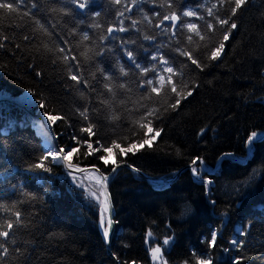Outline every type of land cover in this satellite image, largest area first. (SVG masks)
Instances as JSON below:
<instances>
[{
	"label": "trees",
	"instance_id": "trees-1",
	"mask_svg": "<svg viewBox=\"0 0 264 264\" xmlns=\"http://www.w3.org/2000/svg\"><path fill=\"white\" fill-rule=\"evenodd\" d=\"M31 2L25 0L16 13L6 15L0 10V35L7 37L0 40L2 95L15 97L27 92L35 104L33 109L29 106L31 110L44 112L40 107L43 100L48 111L66 117L51 126L65 152L69 145L77 147L72 135L87 139L80 133L89 122L79 115L84 108L89 109V119L95 126L96 135L91 140L94 147L97 139L108 145L116 140L122 147L143 139L142 130L133 122L151 107L158 108L160 116L153 120V127L163 131L150 148L145 146L135 155L121 157L117 151L119 165H131L141 174L120 166L107 181L115 223L109 253L100 226L105 200L100 195L101 186L82 182L88 187L86 192L76 186L82 175L74 174V181L61 162L51 159L46 161L50 172L30 170L28 166L48 150L42 132L34 129L36 123L29 110L0 101V206L8 209L0 207V225L5 220L14 221V211L21 212L23 222L14 228L12 238L16 243L8 244L9 254L0 259V264H153L150 247L159 244L164 249L166 236L174 237L163 251L167 264H184L186 260L195 264L194 250L211 255L213 264H233L234 258H239V264H264V136L251 148L247 145L252 132L258 137L264 133V0H249L237 11L233 19L238 27L217 61H210L208 56L227 28L216 26L215 32L207 31V22L212 19L207 16V8L217 0H174L172 9L160 7L161 0H121L119 4L92 0L85 9H77L71 0H38L39 9L31 10L35 15L25 16ZM231 6L218 5L214 11L226 18L231 15ZM182 10H198L203 17L183 19L197 24L206 37L204 41L187 29L171 37L170 32L154 27L162 19L154 13ZM95 12L100 15L94 16ZM117 12L124 16L118 17ZM145 15L151 24L143 19ZM120 20L128 30L116 31L104 41L103 57L85 59L81 55L85 45L92 49L89 56H93L99 49L100 36L107 34L110 25L119 27ZM132 20L139 22L136 27ZM94 23L102 27H89ZM84 31L90 40L81 43ZM145 34L155 39L144 40ZM188 35L194 37L191 44ZM58 47L65 52H59ZM124 47L133 50L137 61L146 67L155 63L153 54L162 52L180 73L174 78L179 89L186 91L185 84L194 85L193 95L182 100L175 111L168 107L175 99L169 89L160 97L153 94L151 99L145 98L149 93L139 88V70L128 61ZM177 48L193 51L205 65L203 71ZM65 55L69 57L67 62L63 60ZM72 56L79 60V75L87 80L88 87L68 79V68L72 66L75 71ZM121 65L128 76L120 75ZM101 69L112 72L115 78L104 81ZM154 76L151 71L147 74L148 78ZM120 82L127 87L120 89ZM105 83L113 85L115 96L105 89ZM201 129H205L203 134ZM88 151L81 144L71 163L95 165L104 174L113 169L111 163L105 166L98 158L105 155L102 150L93 155H87ZM225 153H231V158L216 163ZM196 157L215 169L211 173L201 171L210 185L194 180L191 167L173 182L164 181ZM104 220L107 226L108 213ZM238 229H246V235H239ZM212 230L218 232L217 247L209 249L201 241L210 239ZM233 238L243 240V246L232 245ZM17 246L22 255L13 251Z\"/></svg>",
	"mask_w": 264,
	"mask_h": 264
},
{
	"label": "snow or ice",
	"instance_id": "snow-or-ice-1",
	"mask_svg": "<svg viewBox=\"0 0 264 264\" xmlns=\"http://www.w3.org/2000/svg\"><path fill=\"white\" fill-rule=\"evenodd\" d=\"M114 4H119L121 0H112ZM249 2V0H217V3H213L211 7L207 8V16L211 17L212 19L207 22V31L209 33L215 32L216 26H220L221 28H224L227 26V28L223 32L222 39L218 42V44L214 45L211 50L210 54L208 56V59L210 61H217L221 58V55L225 48V43L230 39L231 33L233 30L237 29L238 25L236 21L233 19V17L236 16L237 11L240 10L244 5H246ZM25 0H0V10H5V14H12L16 13L18 11V8L20 5L24 4ZM71 3L75 5L77 9H85L87 8L91 3L92 0H71ZM174 0H161L160 7H167L168 9L173 8ZM226 3L231 4V15L227 16L226 18H222L220 15H218L214 10L217 9V6L223 7ZM39 9L38 0H32L31 2V9L24 12L25 16H34L35 13H33L31 10ZM130 11V9H127ZM50 11H55V9H50ZM61 12H64L63 9L60 10ZM67 12H64V15H67ZM100 15L99 12H95L94 16L98 17ZM155 16L161 17L159 23H156L154 25L155 28L162 29L163 32L171 33V37H176L177 33L181 29H187L188 33L194 34V36H197L200 38V41H204L206 39L205 35H203L198 28L196 23L193 22H184V17H196L198 20L203 19L202 16L199 15L198 10H182L181 12L177 11H169L167 14H161L159 12L154 13ZM118 17H123V12H117ZM144 20L148 21V23H152L149 16L145 15L143 17ZM170 22V23H166ZM36 23L40 25V27L47 33V29L43 28V25L40 24V21L37 20ZM132 26L136 27L139 23L138 21L132 20L131 21ZM119 27L110 25L107 27V34H102L100 36V46L98 51L94 52L93 56H89V53L92 52V49L88 48L87 45L84 47V51L81 53L82 56L85 57V59H93L96 56L103 57L106 52V48L104 47V41L108 39L109 37H112L113 33L116 31L119 32H125L128 29H126L123 26V20L119 21ZM89 27H95V28H101L102 25L99 23H94L92 25H89ZM138 30V29H137ZM73 34H75V29L72 30ZM26 40L30 39V37L25 36ZM193 35H188L186 37L189 44L193 43ZM7 37L0 35V40H6ZM144 40H154L155 37L152 35L145 34L143 37ZM90 36L87 31H84L81 36V43L89 41ZM67 43V41H65ZM126 41L122 40V45H126ZM132 43H135V41H132ZM177 43L179 44L180 41L177 40ZM0 47H3V44H0ZM19 47V46H17ZM206 47V46H205ZM59 52L63 53L65 52V48L58 47ZM124 54L126 55L128 61L131 62V64L135 67V69L139 70V75L141 79L138 81V86L141 89H145L148 91L149 95L145 98L151 99L152 95L154 94L156 97H160L166 89L170 90V93L175 97L174 102H171L168 104V107L171 108L173 111H175L180 105L182 100H186L189 96L193 95L194 85L192 87H189L187 84L184 85V89L186 91H182L178 87L177 81L174 79L177 75L180 73L177 72V70L174 68V66L170 63L169 59L160 51H157L155 54L151 56V60L154 61L151 65V67L142 66L141 63H139L136 59V56L134 54L133 50H129L127 47H124ZM176 51L180 52L182 56L187 57V60L191 62L192 65H195L196 68L203 71V68L205 65H202L199 60L196 58V56L193 54V51H181L179 48L176 49ZM71 59L75 61V71L73 70V67L70 66L68 68V79L72 81H76L78 84L83 83L86 87H88L87 80H82L81 76L79 75L80 71V62L77 59L76 56H72ZM63 60L67 62L69 60V57L65 55L63 57ZM159 65V67H158ZM154 72L155 76L154 78H148L147 74L149 72ZM103 80L104 81H112L115 77L112 72L106 71L104 69H101ZM120 75L122 77L128 76V72L125 70V67L123 65L119 68ZM93 79H95V76H93ZM105 89L109 93H112L113 96H115V91L113 88V85L111 83H105L104 84ZM127 87L126 83L120 82L119 88L125 89ZM106 103V101H104ZM40 107L42 109H45V111L42 113V116L45 118V123L49 126H56L58 121L66 120V117H64L61 114H53L50 111L47 110V105L45 101H40ZM141 107H144L141 105ZM167 109H165L166 111ZM79 111V110H78ZM89 109L84 108L83 111H79V115L83 118L84 121H89L87 123L86 127L80 128V133H84L87 135V139H82L78 137L77 135H72L71 139L73 141H76L77 147H72L69 145V150L65 152L64 147H60L59 149H56L53 145L51 148L46 150L45 154L39 157L38 161L34 164H30L28 167L30 170H42L43 172H50L51 169L47 166L46 161L51 159L53 163H60L65 162L66 167L69 169L68 175L73 176V180H76V177L74 175L75 172L82 171V169H79L75 167L71 163V157L78 151V148L81 144H84L87 146V149L89 150L87 155H93L94 153L98 151H103L105 155H101L98 158L103 161L104 165L107 166L109 163L113 165L112 171L115 172L117 168L119 167V164L117 163L115 156L117 154V151L121 157H126L129 153L135 155L136 152L142 150L145 146L151 147L152 143L161 135V132L163 129H157L153 127V120L159 119V109L156 107L147 108L143 115L140 116L139 120L134 121L133 123L138 125L139 129L143 132V139L139 141H133L132 143H129L126 147H122L120 143H118L116 140H112L111 144H105L102 143L100 139H97L95 141V144L97 147L93 146V143L91 142L92 137L96 135V132L94 131V124L89 119ZM114 119H119V117H113ZM205 129H201V134ZM259 134L256 132H252L248 138H247V145L249 148H251L254 143L256 142ZM113 157L111 160L109 157ZM231 153H225L223 154L218 160V164H222L225 160L231 158ZM125 161H121L123 163ZM191 171L194 180H199L202 184L210 185L211 181H206L201 176V171L204 170V160L203 158L196 157L191 162ZM199 165V168L197 167ZM129 167H132L129 165ZM93 168H95V165H93ZM133 171H138L137 169L133 168ZM98 172V169H97ZM108 177L101 176L99 180L96 181V184L99 185L101 183H106ZM77 187H82L87 192L88 187H85L83 183H77ZM92 196H95V192L89 193ZM100 195H103V193H100ZM214 203V202H213ZM4 207L7 211L8 209L5 206ZM12 208H15V205H12ZM108 213L109 218L107 220V226H105V220H104V214ZM12 215L15 216V220H5L2 225H0V259H3L9 254V247L8 244L12 243L15 244L16 241L14 238H12V232L14 228H19L22 226L23 222L21 219V212L20 211H14L12 212ZM113 220L111 219L110 215V205L107 201V198H105L104 202L102 203V209H101V221L100 226L103 228V237L104 240L107 242L109 240L110 235V228L112 226ZM238 234L243 236L246 235V229H238ZM149 237H151V232H149ZM174 237L166 236L163 240V246L164 249H162V246L157 244L155 247H150V252L153 260V264H167V261L163 257V251L166 250V247L170 245V243L173 241ZM217 239H218V232L216 230H212L210 233V239L206 238L205 240H202V243H206L207 247L209 249H213L217 247ZM230 243L236 247H241L244 244L243 240H237L233 238L230 240ZM226 252L229 251V249H224ZM18 256L22 255V250L19 246H17L13 250ZM193 256H195V264H213V258L211 255H207L203 252H197L193 251ZM207 256V258H204ZM118 260V258H117ZM134 264V262H133ZM184 264H188V261L186 260ZM233 264H239V258H234Z\"/></svg>",
	"mask_w": 264,
	"mask_h": 264
},
{
	"label": "water",
	"instance_id": "water-1",
	"mask_svg": "<svg viewBox=\"0 0 264 264\" xmlns=\"http://www.w3.org/2000/svg\"><path fill=\"white\" fill-rule=\"evenodd\" d=\"M24 93H27V92H24ZM24 93H22V94H24ZM22 94H20L18 96H21ZM18 96L13 97V96L0 95V101H4V102L10 103V104H15V105H18V106L24 108L27 111L29 110L28 112L31 113V115L33 117V120L36 123L34 129L36 131H38V132L44 133V135H46V137L48 138L50 144L51 145H54L56 149H59L60 146L58 145L57 137L53 133L51 126H49V125H47L45 123V118L42 116V113L43 112L40 111V109H34V111L31 110L30 107L33 109L35 107V104H32L29 107V106H27L25 104L20 103L18 101V99H17ZM39 129H41V130H39ZM263 136H264V133L260 137H258L256 141H258L259 139H261ZM247 155L248 156L251 155V152H249L248 148H247ZM61 163L64 165V168L67 170V172H69V169L66 167V163L65 162H61ZM120 166H124V167H128L130 169H133L132 167H129V166L125 165V164L119 165V167ZM75 167H77L79 169H82V171L75 172L74 173L75 175H82L86 179H88L90 181H94V182H96L97 180H99L101 178V176L108 177V179H107V181H108L110 179L111 175L113 174V171L112 170L108 174H104L97 166H95V168H93V166H75ZM190 167H192V165L191 164H188L187 166H185L184 168H182L179 172H177L173 177H171L170 179H165L164 181H167L168 183L173 182L174 180H176V178L179 176V174L184 169L190 168ZM97 169H98V172H97ZM204 169L207 172H209V173H211V172H213L215 170V169H209L207 166H205ZM139 173L141 174V172H139ZM87 174H93L95 176V179L88 178L87 177ZM146 178L147 179H150V177H148V176H146ZM107 181H106V183H101L99 185L102 188L104 197L107 198V201H108V203L110 205V215H111V219L113 220V208H112V202H111L110 193H109L108 186H107ZM108 218H109V214H108ZM114 230H115V223H114V220H113L112 226L110 228L109 240L106 242V247H107V250H108L109 253H110V241H111L112 235L114 233Z\"/></svg>",
	"mask_w": 264,
	"mask_h": 264
},
{
	"label": "bare ground",
	"instance_id": "bare-ground-1",
	"mask_svg": "<svg viewBox=\"0 0 264 264\" xmlns=\"http://www.w3.org/2000/svg\"><path fill=\"white\" fill-rule=\"evenodd\" d=\"M18 101L22 104L28 105L30 106L32 104V97L28 94V93H24L21 96H18ZM41 130V129H39ZM43 140H44V144L46 146L47 149L51 148L53 145L50 144L48 138L46 137V135H44V133H41ZM87 177L90 179H95V176L93 174H87Z\"/></svg>",
	"mask_w": 264,
	"mask_h": 264
},
{
	"label": "rangeland",
	"instance_id": "rangeland-1",
	"mask_svg": "<svg viewBox=\"0 0 264 264\" xmlns=\"http://www.w3.org/2000/svg\"><path fill=\"white\" fill-rule=\"evenodd\" d=\"M0 95H2L1 93H0ZM32 104H33V99H32ZM31 104V105H32ZM113 157H109V159L111 160ZM77 181L79 182V183H84V182H89L90 180H88V179H86L84 176H83V179L82 178H77ZM91 182H94V181H91ZM96 183V182H95ZM102 193H103V191H102ZM103 196H104V194H103ZM95 197L96 198H99L100 196L99 195H95Z\"/></svg>",
	"mask_w": 264,
	"mask_h": 264
}]
</instances>
